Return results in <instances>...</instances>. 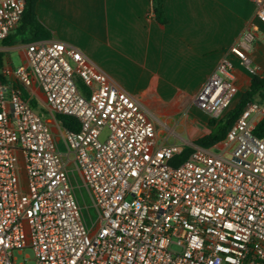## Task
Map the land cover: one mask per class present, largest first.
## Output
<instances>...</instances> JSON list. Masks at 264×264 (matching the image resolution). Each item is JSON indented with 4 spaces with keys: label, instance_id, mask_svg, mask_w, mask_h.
Returning <instances> with one entry per match:
<instances>
[{
    "label": "built area",
    "instance_id": "obj_1",
    "mask_svg": "<svg viewBox=\"0 0 264 264\" xmlns=\"http://www.w3.org/2000/svg\"><path fill=\"white\" fill-rule=\"evenodd\" d=\"M26 2L0 0V42L19 28ZM252 2L255 20L228 52L255 76L264 0ZM14 77L18 86L0 81V264L27 248L36 264H264V135L255 133L264 101L249 102L213 147L162 144L153 115L73 44L29 43ZM236 80L223 58L194 104L220 118ZM35 84L50 113L80 122L79 131L61 128L64 150L24 96ZM76 171L97 211L91 222Z\"/></svg>",
    "mask_w": 264,
    "mask_h": 264
},
{
    "label": "crops",
    "instance_id": "obj_2",
    "mask_svg": "<svg viewBox=\"0 0 264 264\" xmlns=\"http://www.w3.org/2000/svg\"><path fill=\"white\" fill-rule=\"evenodd\" d=\"M152 4L153 0H37L36 21L44 30L35 34L18 28L0 42L2 82L18 86L14 71L25 62L29 43L60 40L97 63L156 121H206L211 133L209 122L216 118L199 109L194 99L225 57L235 65L238 93L249 90L253 76L228 51L255 20V5L252 0H164L166 22L161 23ZM250 55L264 77V25ZM23 93L32 103L44 96L37 84ZM238 100L235 97L224 113ZM51 115L56 127L63 128ZM59 146L65 149L63 143ZM72 181L78 201L87 206L86 195Z\"/></svg>",
    "mask_w": 264,
    "mask_h": 264
},
{
    "label": "trees",
    "instance_id": "obj_3",
    "mask_svg": "<svg viewBox=\"0 0 264 264\" xmlns=\"http://www.w3.org/2000/svg\"><path fill=\"white\" fill-rule=\"evenodd\" d=\"M26 1L25 14L18 31H31L32 33L37 34L40 30H44L43 28L39 27V24L36 21L37 0ZM163 3L164 0H153L152 4V10L155 14V18L161 23L166 22ZM7 42L12 43L13 41L7 40ZM2 58L3 54L0 53V66L2 64ZM2 80L3 79L0 76V81ZM25 95L27 94L25 93ZM257 97H259L261 101H264V77H260L259 75L253 76L249 90L240 95L239 100L233 109L223 113L219 120L213 119L209 122L213 127L211 133L198 138L196 141H194V143L204 147H213L219 142L225 140L228 130L238 119L245 106L249 102L256 101ZM37 104V101H33V105L35 107H37ZM56 120L64 129L69 131H79L81 128L79 120L75 117L57 115ZM255 133L259 136L264 135V120L258 124ZM191 150L192 149L189 147L186 148L183 153L174 160L173 164L178 165L180 162L184 161L189 156Z\"/></svg>",
    "mask_w": 264,
    "mask_h": 264
},
{
    "label": "rangeland",
    "instance_id": "obj_4",
    "mask_svg": "<svg viewBox=\"0 0 264 264\" xmlns=\"http://www.w3.org/2000/svg\"><path fill=\"white\" fill-rule=\"evenodd\" d=\"M13 59L15 60V63H19V57L18 53H13ZM251 75V74H250ZM79 86L81 89L86 90V86L82 81H79ZM237 99L240 97V93L237 94ZM258 98V97H257ZM256 98V101L258 100ZM42 100H38L37 108L38 112L44 116L46 121L51 125L56 127L55 120L51 113L47 110L45 104H44V96L41 98ZM159 131L161 134L160 137V143H171V144H178V145H184L186 146H192L194 144L195 140H192L194 138H200L203 137L206 133L209 132V126L206 121H173L172 123L166 122V121H157ZM53 130L57 134V142L59 145L63 143V138H61V128L56 127ZM108 134L107 131L104 132V136ZM64 144V143H63ZM74 166H71L70 169H73ZM75 169V168H74ZM73 171V170H72ZM75 175V176H74ZM72 175V178L75 182V184L78 187H81L80 192L86 195V202L87 206L82 205L84 208V213L86 218L89 222H91V218L94 220L97 218V211L96 208L93 205L92 200L88 196L87 190L85 188L84 182L82 178L80 177L79 173L76 171ZM79 192V190H77ZM15 257L17 258L16 264H36L35 262V255L32 249L27 248L25 249L21 254L18 252L14 253ZM28 257V258H27Z\"/></svg>",
    "mask_w": 264,
    "mask_h": 264
}]
</instances>
